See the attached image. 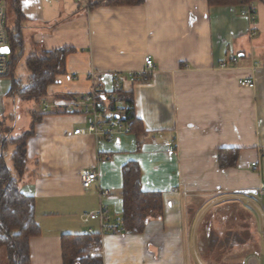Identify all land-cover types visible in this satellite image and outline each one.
Segmentation results:
<instances>
[{
    "label": "crops",
    "instance_id": "obj_1",
    "mask_svg": "<svg viewBox=\"0 0 264 264\" xmlns=\"http://www.w3.org/2000/svg\"><path fill=\"white\" fill-rule=\"evenodd\" d=\"M250 5L252 16L207 0L90 10L88 0H19L20 62L34 53L73 50L64 74L35 101H43L36 112L33 100L9 96L11 81L0 78L7 136L30 131L34 115L39 119L19 181L21 193L35 199L40 231L29 240V264H63V236L88 230L100 235V248L86 257L98 256L102 264H204L195 239L207 208L223 200L245 205L241 198L264 183V6ZM145 57L153 61L150 71ZM128 73L138 74L134 82ZM246 78L254 88L239 86ZM115 82L130 96L139 129L97 140L74 103L93 85L109 93ZM225 148L239 155L235 167L220 170L217 155ZM131 162L139 165L141 190L161 194L162 214L139 234L123 228L101 233L97 221L82 216L102 204L112 226L122 221V167ZM89 170L97 181L83 189L79 175ZM100 189L109 194L100 197ZM257 264H264L263 254Z\"/></svg>",
    "mask_w": 264,
    "mask_h": 264
},
{
    "label": "trees",
    "instance_id": "obj_2",
    "mask_svg": "<svg viewBox=\"0 0 264 264\" xmlns=\"http://www.w3.org/2000/svg\"><path fill=\"white\" fill-rule=\"evenodd\" d=\"M144 1L88 0V8L90 10L102 4L121 7L139 6ZM252 3H260L264 6V0H207L208 6H234L242 10ZM9 8L13 13L14 22L11 27H8L6 4V33L9 48L6 78L11 81L8 94L22 101H39L46 96L48 87L55 84L58 77L64 74L66 57L73 50L60 48L30 55L24 62L29 76L26 82H23L21 77L16 76V68L24 50L22 38L24 17L20 13L19 0H11ZM119 102L131 106V109L124 114V123L130 133L137 132L140 122L135 119L132 100L127 93L118 90L108 108L113 109ZM37 117L34 115L30 131L16 138L7 136L9 130L0 119V250L5 251L7 264H29V240L39 236L40 233L35 221V199L24 195L19 189V181L27 165V141L34 135L33 126L39 120ZM11 147L13 151L10 155L11 167H9L6 158ZM238 155V149H220L217 155L219 169L235 167ZM140 179L141 172L137 163H127L122 167V228L124 232L130 234L141 233L149 218H158L162 214L161 194L143 192ZM99 236L94 233L63 236V264H102L98 256L86 257L99 250ZM229 239L230 237H227L226 241L224 240L225 243H229ZM215 244L216 241H212L213 247ZM241 244H243L242 241L235 245ZM210 246L207 252L213 251ZM222 246L224 245L220 247Z\"/></svg>",
    "mask_w": 264,
    "mask_h": 264
},
{
    "label": "built area",
    "instance_id": "obj_3",
    "mask_svg": "<svg viewBox=\"0 0 264 264\" xmlns=\"http://www.w3.org/2000/svg\"><path fill=\"white\" fill-rule=\"evenodd\" d=\"M251 5H246L243 9V15H253ZM7 47V33H6V3L5 0H0V78H6L8 74V55L2 52V49ZM145 69L150 71L153 69V61L150 57L144 58ZM231 63L236 65L237 59L232 57ZM224 67V66H223ZM96 73L92 71L89 78L93 81ZM138 74L128 73L129 81L134 82ZM239 86L243 88H254L252 79H241L238 81ZM120 89V83L115 82L113 89L109 93H103L94 85L91 87L88 94L76 100L74 105L79 107L81 115L85 119V123L92 136L97 140L113 141L120 134H128L129 128L124 123V114L131 106L117 103L113 109H109L108 105L116 97V92ZM69 106H73L70 105ZM48 105H43V110L46 111ZM83 131L75 130L74 135H79ZM252 168H257V163H251ZM81 187L88 189L93 183L97 181V173L95 171H83L79 175ZM109 194L107 189H100L99 196L105 197ZM246 207L251 210L257 218L258 233L262 240V247L264 249V183L257 187L253 192L241 198ZM84 220L97 221L100 226L101 233H107L114 228L121 229L122 221L116 220V225L112 226L109 222L108 209L105 205H100L99 208L92 213L83 214ZM122 230V229H121ZM86 234H92L88 230Z\"/></svg>",
    "mask_w": 264,
    "mask_h": 264
},
{
    "label": "rangeland",
    "instance_id": "obj_4",
    "mask_svg": "<svg viewBox=\"0 0 264 264\" xmlns=\"http://www.w3.org/2000/svg\"><path fill=\"white\" fill-rule=\"evenodd\" d=\"M6 3L8 8L7 25L11 27V21L13 20V13L9 8L11 0H6ZM16 70L22 81L26 82L29 74L23 62L18 64ZM32 103L34 105L33 111L36 112L42 107L43 101H33ZM44 103L49 105L47 101H44ZM18 114L21 115L22 112L19 110ZM17 136L19 135L15 134L12 138ZM12 151L13 148H10L6 158L9 167H11L10 155ZM223 201L207 208V213L199 222L195 239L198 257L204 264H239L248 255L250 258L247 260V264H257L258 258L262 254L264 255V249L261 245V237L256 230V215L251 210H249V214L246 206L239 201ZM219 205L221 208H217ZM227 237H230L229 243H225ZM212 241H216L214 247ZM241 241L243 244L235 245ZM222 244L224 246L220 247ZM208 246L213 251L207 252ZM0 264H7L6 254L3 250H0Z\"/></svg>",
    "mask_w": 264,
    "mask_h": 264
},
{
    "label": "water",
    "instance_id": "obj_5",
    "mask_svg": "<svg viewBox=\"0 0 264 264\" xmlns=\"http://www.w3.org/2000/svg\"><path fill=\"white\" fill-rule=\"evenodd\" d=\"M2 52L5 54H9V48H7V47L3 48Z\"/></svg>",
    "mask_w": 264,
    "mask_h": 264
}]
</instances>
